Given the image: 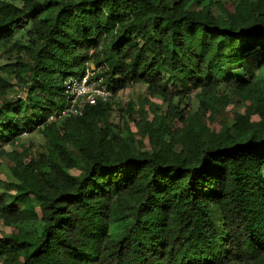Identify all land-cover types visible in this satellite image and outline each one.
Listing matches in <instances>:
<instances>
[{
  "label": "trees",
  "instance_id": "obj_1",
  "mask_svg": "<svg viewBox=\"0 0 264 264\" xmlns=\"http://www.w3.org/2000/svg\"><path fill=\"white\" fill-rule=\"evenodd\" d=\"M0 52V264H264V0H0Z\"/></svg>",
  "mask_w": 264,
  "mask_h": 264
},
{
  "label": "built area",
  "instance_id": "obj_2",
  "mask_svg": "<svg viewBox=\"0 0 264 264\" xmlns=\"http://www.w3.org/2000/svg\"><path fill=\"white\" fill-rule=\"evenodd\" d=\"M65 85L64 108L50 116V121L81 116L88 105H94L98 100L108 101L113 96L111 90L103 84V78L96 76L92 66H88L82 76L68 79Z\"/></svg>",
  "mask_w": 264,
  "mask_h": 264
},
{
  "label": "rangeland",
  "instance_id": "obj_3",
  "mask_svg": "<svg viewBox=\"0 0 264 264\" xmlns=\"http://www.w3.org/2000/svg\"><path fill=\"white\" fill-rule=\"evenodd\" d=\"M224 1H227V0H224ZM213 11L215 13H218L216 8H213ZM7 62H8V60L6 59V57L4 55H2L0 52V74L3 73V70L1 68L2 65L6 64ZM3 75L5 76V74H3ZM16 88L18 89V87H16ZM11 93H12L11 91L8 92L7 93L8 96H10ZM147 96H148L147 88L144 85H137L136 87H127L126 89L120 91L118 93V95L116 96L117 97L116 100L120 104H122L121 106L119 105V107H123L124 104H126L129 101L137 103L138 101L143 100ZM191 103H192L191 104L192 109L196 110L198 107L197 100L193 98ZM228 108L232 109L234 111L235 109H238V106H236L234 109L232 107H228ZM239 110H241V108ZM113 120L116 124H120V127L123 128L125 120H128V119H127V117L120 118L119 114L116 112L113 116ZM219 122H220V117H217V127L219 125ZM129 123H130V126L132 127V131L136 132L137 129H136L134 123L133 122H129ZM137 137H138V135H137ZM21 138H22V140L20 143H18L17 145H7L4 147L5 150L7 152H11L14 150L20 151L22 149V147H21V145H22V146L27 147V148L30 147V149H31L30 151L32 153H35V152H37V150H39V147L43 144L42 138L39 135H37V133L24 134ZM146 144L148 145L147 141H146ZM148 147L150 148L149 145L147 146V148ZM76 173H78V172H76ZM9 177H10L9 163H8L7 158L6 159L3 158L0 160V179L3 181H8ZM30 225H31L30 223L29 224L27 223L26 227H29ZM4 232L9 233L10 228L4 226L2 224V222H0V237L2 236V234Z\"/></svg>",
  "mask_w": 264,
  "mask_h": 264
}]
</instances>
